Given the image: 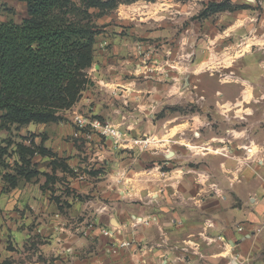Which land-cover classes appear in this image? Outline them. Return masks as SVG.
<instances>
[{
  "label": "clouds",
  "instance_id": "obj_1",
  "mask_svg": "<svg viewBox=\"0 0 264 264\" xmlns=\"http://www.w3.org/2000/svg\"><path fill=\"white\" fill-rule=\"evenodd\" d=\"M28 2L0 0V23ZM61 18L95 42L55 123L0 127V264H264V0H67Z\"/></svg>",
  "mask_w": 264,
  "mask_h": 264
},
{
  "label": "trees",
  "instance_id": "obj_2",
  "mask_svg": "<svg viewBox=\"0 0 264 264\" xmlns=\"http://www.w3.org/2000/svg\"><path fill=\"white\" fill-rule=\"evenodd\" d=\"M66 4L67 0H29L18 23H0V110L6 109L0 127L9 122L55 123L52 109L64 103L60 93L79 88L73 66L87 59L86 46L95 42V34L63 25ZM17 148L29 164L26 156L34 153L22 144ZM38 149L42 156L52 153L43 145ZM23 171L27 179L38 174ZM10 183L15 187V178Z\"/></svg>",
  "mask_w": 264,
  "mask_h": 264
},
{
  "label": "rangeland",
  "instance_id": "obj_3",
  "mask_svg": "<svg viewBox=\"0 0 264 264\" xmlns=\"http://www.w3.org/2000/svg\"><path fill=\"white\" fill-rule=\"evenodd\" d=\"M5 9H6V11L8 12V13H11V14H15L14 13V9H11V8H7V6H5ZM4 13H0V15H3ZM25 14H22V16H20V17H17V19L18 20H20L23 16H24ZM21 139H25V138H21ZM43 139H47V136H45ZM11 144V141H9V145ZM41 145H43V142H42V144ZM40 145V146H41ZM39 146V147H40ZM38 149V148H37ZM42 149V148H41ZM38 151H40V149H38ZM7 152V149L5 148V149H0V155H3L4 153H6ZM53 155V153H49V155H47V156H52ZM25 164V168H20L19 170H18V173L20 174V172H22L23 170V172L25 173H27V172H32V171H35V172H38V169H27V163H24ZM30 164V163H29ZM55 166L56 167H65L66 168V165H64V163L62 162V161H56L55 162ZM21 175V174H20ZM25 175V174H24ZM12 178H15V177H13V176H11L10 174H6L5 175V179H7V180H9V182H10V179H12ZM48 179L49 180H52L53 179V177H48ZM15 180H16V178H15Z\"/></svg>",
  "mask_w": 264,
  "mask_h": 264
},
{
  "label": "crops",
  "instance_id": "obj_4",
  "mask_svg": "<svg viewBox=\"0 0 264 264\" xmlns=\"http://www.w3.org/2000/svg\"><path fill=\"white\" fill-rule=\"evenodd\" d=\"M82 99L84 98V97H81ZM53 180V179H52ZM52 180H49V181H52ZM25 207H27V205H25ZM22 215H23V213H21Z\"/></svg>",
  "mask_w": 264,
  "mask_h": 264
}]
</instances>
